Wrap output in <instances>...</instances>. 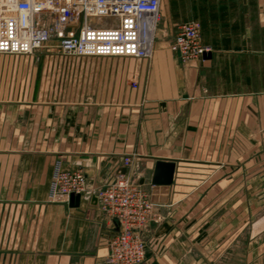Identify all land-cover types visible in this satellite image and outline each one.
<instances>
[{"label":"crops","instance_id":"crops-1","mask_svg":"<svg viewBox=\"0 0 264 264\" xmlns=\"http://www.w3.org/2000/svg\"><path fill=\"white\" fill-rule=\"evenodd\" d=\"M192 19L209 50L183 65L168 46ZM158 29L150 60L79 56L64 96L27 88L32 54L0 60V264H107L96 191L125 155L155 204L141 264H264V0H161ZM57 159L85 175L77 204L49 198Z\"/></svg>","mask_w":264,"mask_h":264},{"label":"built area","instance_id":"built-area-1","mask_svg":"<svg viewBox=\"0 0 264 264\" xmlns=\"http://www.w3.org/2000/svg\"><path fill=\"white\" fill-rule=\"evenodd\" d=\"M161 0H0V55H31L53 32L62 36L56 49L64 56L135 57L150 60L155 51ZM169 50L183 65L209 50L200 38V23L177 25ZM137 87L136 77L131 81ZM125 172L96 191L100 210L118 226L108 241L107 264H141L146 258L142 231L153 217L154 202L132 172L133 155L123 157ZM81 170L53 165L49 198L81 195Z\"/></svg>","mask_w":264,"mask_h":264},{"label":"rangeland","instance_id":"rangeland-1","mask_svg":"<svg viewBox=\"0 0 264 264\" xmlns=\"http://www.w3.org/2000/svg\"><path fill=\"white\" fill-rule=\"evenodd\" d=\"M67 34L68 31L66 30L62 33L53 32L45 45L36 50L30 59H27L24 74L27 88L37 87L42 88L43 91H60L59 94L64 96L65 91H76L77 88L83 87L84 69H82V59L78 56H64L55 47L59 39ZM161 36L162 32L158 29L157 40ZM164 38L166 41V37ZM0 56H2L0 57L2 63L10 62L9 57ZM1 76L0 71V88L2 87Z\"/></svg>","mask_w":264,"mask_h":264},{"label":"water","instance_id":"water-1","mask_svg":"<svg viewBox=\"0 0 264 264\" xmlns=\"http://www.w3.org/2000/svg\"><path fill=\"white\" fill-rule=\"evenodd\" d=\"M174 164L172 162L157 161L155 170L152 176L153 184H169L172 180ZM125 172V169L122 170ZM79 194H71L69 201L71 204H77L79 201Z\"/></svg>","mask_w":264,"mask_h":264},{"label":"bare ground","instance_id":"bare-ground-1","mask_svg":"<svg viewBox=\"0 0 264 264\" xmlns=\"http://www.w3.org/2000/svg\"><path fill=\"white\" fill-rule=\"evenodd\" d=\"M158 31V30H157Z\"/></svg>","mask_w":264,"mask_h":264}]
</instances>
